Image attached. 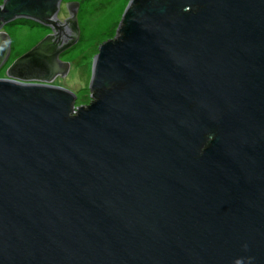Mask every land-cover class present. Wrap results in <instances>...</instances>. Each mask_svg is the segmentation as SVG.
Returning a JSON list of instances; mask_svg holds the SVG:
<instances>
[{
  "label": "water",
  "instance_id": "95a60500",
  "mask_svg": "<svg viewBox=\"0 0 264 264\" xmlns=\"http://www.w3.org/2000/svg\"><path fill=\"white\" fill-rule=\"evenodd\" d=\"M0 78V264H264V0H131L75 107L78 1Z\"/></svg>",
  "mask_w": 264,
  "mask_h": 264
},
{
  "label": "rangeland",
  "instance_id": "374dc122",
  "mask_svg": "<svg viewBox=\"0 0 264 264\" xmlns=\"http://www.w3.org/2000/svg\"><path fill=\"white\" fill-rule=\"evenodd\" d=\"M78 1L77 22L79 39L59 55L61 61L69 62L66 75L57 76L52 84L64 87L77 96L75 107L86 106L92 101L89 88L92 64L99 52L100 45L115 38L123 14L131 0H62L59 19L69 17L67 2ZM3 0H0L2 5ZM3 29L11 37V53L5 67L41 42L48 34L54 33L51 27L30 22L28 19H16ZM89 64V65H88ZM79 68L78 78H71V68ZM0 71V78L6 77V70Z\"/></svg>",
  "mask_w": 264,
  "mask_h": 264
},
{
  "label": "bare ground",
  "instance_id": "6f19581e",
  "mask_svg": "<svg viewBox=\"0 0 264 264\" xmlns=\"http://www.w3.org/2000/svg\"><path fill=\"white\" fill-rule=\"evenodd\" d=\"M76 67L74 66L73 68H71V71H70L71 74L70 75H71V78L72 79L78 78L79 77V74H81L79 68H76Z\"/></svg>",
  "mask_w": 264,
  "mask_h": 264
},
{
  "label": "flooded vegetation",
  "instance_id": "af4514ba",
  "mask_svg": "<svg viewBox=\"0 0 264 264\" xmlns=\"http://www.w3.org/2000/svg\"><path fill=\"white\" fill-rule=\"evenodd\" d=\"M7 25V24H6ZM5 26V25H4ZM1 30H4V31H6L5 29H1ZM10 53H11V51H10ZM10 53H9V56L6 58V60L0 65V71L2 70V69H4V68H8V67H5V65H6V63L8 62V60H9V57H10ZM7 70V69H6Z\"/></svg>",
  "mask_w": 264,
  "mask_h": 264
},
{
  "label": "trees",
  "instance_id": "16d2710c",
  "mask_svg": "<svg viewBox=\"0 0 264 264\" xmlns=\"http://www.w3.org/2000/svg\"><path fill=\"white\" fill-rule=\"evenodd\" d=\"M30 22L36 23L37 25L39 24V23H37V22H35V21H31V20H30Z\"/></svg>",
  "mask_w": 264,
  "mask_h": 264
}]
</instances>
